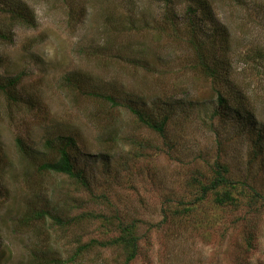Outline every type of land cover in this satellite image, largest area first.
<instances>
[{
  "label": "rangeland",
  "instance_id": "rangeland-1",
  "mask_svg": "<svg viewBox=\"0 0 264 264\" xmlns=\"http://www.w3.org/2000/svg\"><path fill=\"white\" fill-rule=\"evenodd\" d=\"M191 1L0 0V82L21 78L20 103L0 93V150L9 159L0 162L9 191L0 264H29L36 243L65 259L93 240L100 245L83 264H125L124 246H103L120 237V221L136 224L141 238L131 264H264V198L200 199L216 163L264 196V0H199L207 16ZM18 6L28 24L7 14ZM203 56L216 77L202 70ZM131 107L157 121L168 116L164 135ZM19 139L38 157L33 167ZM70 139L89 190L37 171ZM28 207L81 220L67 230L47 218L16 233ZM91 214L110 215L112 225L84 217Z\"/></svg>",
  "mask_w": 264,
  "mask_h": 264
},
{
  "label": "trees",
  "instance_id": "trees-1",
  "mask_svg": "<svg viewBox=\"0 0 264 264\" xmlns=\"http://www.w3.org/2000/svg\"><path fill=\"white\" fill-rule=\"evenodd\" d=\"M190 10H195L198 8H203L204 14L208 15V6H204L205 2L199 1V0H192L191 1ZM196 6V7H195ZM7 14L10 15L11 21H13L14 24H28V14L23 9H20V6L14 7L12 9H9L7 11ZM198 26V23L192 20L190 23H188V27L195 31L196 27ZM4 31L0 30V38L3 40L6 39V36L4 35ZM200 66L202 70L209 74L212 77H216L218 75V70L215 68V65L213 62H211V59L208 57H200ZM21 83V78L19 76L8 78L7 80L0 82V93L5 96V98L12 102L13 104L20 103V98L18 97V85ZM217 92V91H216ZM219 105L227 111H230V102H228L227 99L223 97V94L221 92H217ZM104 100L110 102L113 104V106H118L117 103L111 98V97H102ZM130 111L137 117L138 121L148 127L150 130L157 132L160 135H164L165 128L167 125V122L169 120L168 116H165L161 121H157L153 119L152 117L147 118L143 112H140L134 108L131 107ZM251 121L249 120V123ZM263 141V136L261 133L258 134L257 139V145L260 144ZM76 141L74 139H70L68 143H66L63 147H59L57 152V159L52 161H45L41 160L39 165L37 166V171L43 175L45 173H54L57 175H63L68 177L69 179L76 181L78 184H81L86 189H90V183L88 181V178L84 171H80L76 168V164L73 161L72 158V147ZM48 147L51 148V143H47ZM72 146V147H71ZM17 147L19 149V153L25 157L26 159H29V166L33 167L34 163L37 162L36 159L38 157H33L30 153L29 149L26 145H24L23 141L19 139L17 141ZM72 148V149H71ZM24 158V159H25ZM6 160H9L7 158L6 153H3L0 150V162H3ZM6 162V161H5ZM7 163V162H6ZM32 164V165H31ZM29 167V168H30ZM25 166V172H28L30 169ZM2 164L0 163V173L3 172ZM30 175H23L25 182L30 181V177H26ZM245 192V194L251 195L254 201L263 199L264 196L262 193H259L256 188H254L251 183L247 179L239 180L234 179L228 174V169L222 165L221 163L215 164V170H214V176L211 178V180L207 183L202 185L201 188V195L200 199H203L208 194L213 193L216 198L215 201L219 204H227V203H233L234 195L236 192ZM248 192V193H247ZM8 195L9 191L6 188V186L2 183V177L0 176V221L1 219V213L3 208L5 207L6 201H8ZM166 211H171V209H167ZM165 211V212H166ZM173 214L175 216L181 214V211H173ZM91 215H84L86 219L94 218V220H98L101 222L102 226L104 228H109L112 221V217L110 215L101 214L96 217H93ZM52 219L56 226L59 229H67L70 230L71 228L77 226L80 223L81 217H61L58 215H53L51 211L45 208H31L28 207L25 211L22 218H19L18 224L13 225L14 231L22 232L24 228H29L31 226L30 224L33 222L39 223L42 221H46V219ZM136 224H125L124 222L120 221L119 225L117 226L120 237L114 240H111L109 243L103 244V246H124L125 251H127L128 257L126 259L125 264H131L134 262V260L137 258L139 254V242L140 237L136 234ZM96 244H99V241L93 240L89 243L81 244L78 248L72 251L71 254L68 255L67 258H51L48 255L46 247L41 243H36L32 246L30 255L31 258L28 261L29 264H83V256L85 257L87 252L92 249L93 246ZM2 240L0 235V258L4 254L2 250ZM100 245V244H99Z\"/></svg>",
  "mask_w": 264,
  "mask_h": 264
}]
</instances>
